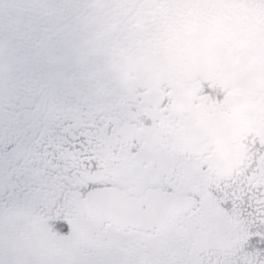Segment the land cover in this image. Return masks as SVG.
<instances>
[{
    "label": "snow or ice",
    "instance_id": "snow-or-ice-1",
    "mask_svg": "<svg viewBox=\"0 0 264 264\" xmlns=\"http://www.w3.org/2000/svg\"><path fill=\"white\" fill-rule=\"evenodd\" d=\"M0 264H264V0H0Z\"/></svg>",
    "mask_w": 264,
    "mask_h": 264
},
{
    "label": "flooded vegetation",
    "instance_id": "flooded-vegetation-1",
    "mask_svg": "<svg viewBox=\"0 0 264 264\" xmlns=\"http://www.w3.org/2000/svg\"><path fill=\"white\" fill-rule=\"evenodd\" d=\"M254 123L252 121H246L238 130L239 131H244L247 128L253 127Z\"/></svg>",
    "mask_w": 264,
    "mask_h": 264
}]
</instances>
